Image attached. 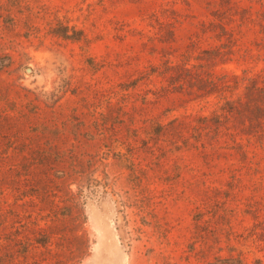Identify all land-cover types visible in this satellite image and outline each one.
<instances>
[{
  "label": "rangeland",
  "instance_id": "374dc122",
  "mask_svg": "<svg viewBox=\"0 0 264 264\" xmlns=\"http://www.w3.org/2000/svg\"><path fill=\"white\" fill-rule=\"evenodd\" d=\"M263 50L264 0H0V264H264V129L207 94Z\"/></svg>",
  "mask_w": 264,
  "mask_h": 264
},
{
  "label": "trees",
  "instance_id": "16d2710c",
  "mask_svg": "<svg viewBox=\"0 0 264 264\" xmlns=\"http://www.w3.org/2000/svg\"><path fill=\"white\" fill-rule=\"evenodd\" d=\"M58 35L68 40H79L78 33L73 32L70 34L68 29L61 30V32H58ZM245 74L246 73H244V75ZM226 78L228 77H220L208 82L213 88L211 92L207 94L217 95V97L223 101L224 106L229 107L233 103L242 105L244 112L247 113L246 116H243L245 122L247 123L248 121L252 129H264V68L246 80L247 82L244 83V85H246L244 96L240 98L234 99L232 96H225L227 92L231 94L240 87V77L234 76V81ZM201 87L202 88H199L200 91H205V86L201 85ZM224 110L234 114V108L232 107H230V110L225 107Z\"/></svg>",
  "mask_w": 264,
  "mask_h": 264
},
{
  "label": "water",
  "instance_id": "95a60500",
  "mask_svg": "<svg viewBox=\"0 0 264 264\" xmlns=\"http://www.w3.org/2000/svg\"><path fill=\"white\" fill-rule=\"evenodd\" d=\"M28 72H32V70L31 69H28Z\"/></svg>",
  "mask_w": 264,
  "mask_h": 264
}]
</instances>
